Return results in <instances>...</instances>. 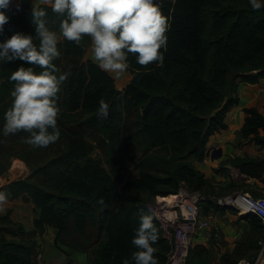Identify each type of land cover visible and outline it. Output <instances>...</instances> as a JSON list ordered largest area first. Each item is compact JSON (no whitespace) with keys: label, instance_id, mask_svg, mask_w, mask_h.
I'll list each match as a JSON object with an SVG mask.
<instances>
[{"label":"trees","instance_id":"trees-1","mask_svg":"<svg viewBox=\"0 0 264 264\" xmlns=\"http://www.w3.org/2000/svg\"><path fill=\"white\" fill-rule=\"evenodd\" d=\"M156 2L170 25L167 49H160L164 62L141 65L130 53L127 70L133 77L123 89L86 56L90 37L85 35L79 44L64 37L58 40L60 56L54 63L68 75L58 93L61 135L55 143L70 140L68 149L39 167L35 182L25 178L0 187L10 194L7 200L34 204L39 215L34 223L40 233L53 227L66 245L84 249L97 245L92 264H122V258L135 250L131 238L141 211H148L143 192L153 201L156 196L176 193L181 183L193 190L205 188V175L194 161L206 156L210 137L227 128V114L239 101L233 96L239 84L257 83L264 77V7L253 10L248 0ZM37 6L46 9L47 27L60 32L64 17L52 11L51 3ZM32 7L3 9L10 19L0 40L22 32L32 35L39 45ZM21 65L41 70L19 59L0 63V130L13 100L10 92L15 81L8 77ZM100 98L109 105L106 119L97 113ZM244 111L242 137L264 148V115L255 108ZM28 135L23 130L7 136L0 132V175L7 172L13 158L28 162L39 154L38 147L27 142ZM90 138L104 161L91 157L92 145L86 140ZM55 143L39 147L40 152L51 150ZM25 150L29 157L23 154ZM229 162L243 174L264 168L249 158ZM130 165L139 176L120 191L119 172ZM241 218L264 231L255 215ZM154 224L158 229L154 255L159 264H165L169 245L155 218ZM13 228L12 222L0 218V264H36L33 244L8 238L19 233ZM79 237L88 238L89 245ZM248 241L245 251L256 250L252 259L258 242L249 249ZM206 255L205 247H195L190 255L194 261L189 264H207ZM239 260L223 256L220 264Z\"/></svg>","mask_w":264,"mask_h":264},{"label":"clouds","instance_id":"clouds-1","mask_svg":"<svg viewBox=\"0 0 264 264\" xmlns=\"http://www.w3.org/2000/svg\"><path fill=\"white\" fill-rule=\"evenodd\" d=\"M248 2L253 10L264 7V0ZM12 3L13 0H0V34L10 19L3 9ZM50 3L52 11L64 17L59 26L62 36L77 44L85 35L90 37L93 59L115 77H121L129 68L130 53L135 54L138 64H163L164 51L160 49H167L166 32L170 25L156 0H50ZM45 17L46 9L36 6L33 0L32 22L39 45L33 42L32 35L22 32L0 40V63L19 59L41 69L36 72L33 66L21 65L11 72L8 79L15 81L10 92L13 100L4 113L0 130L4 136L23 130L29 134L27 142L35 147L55 143L61 135L57 126L58 93L68 75L59 72L54 63L60 56L58 36L47 27ZM98 104L99 117L106 119L108 103L100 98ZM9 195L0 191V207ZM157 239L151 209L142 210L131 238L135 250L130 257L122 258V264H158L153 246Z\"/></svg>","mask_w":264,"mask_h":264},{"label":"crops","instance_id":"crops-1","mask_svg":"<svg viewBox=\"0 0 264 264\" xmlns=\"http://www.w3.org/2000/svg\"><path fill=\"white\" fill-rule=\"evenodd\" d=\"M23 2L33 6V0ZM35 2L36 6L41 3H50L48 0H35ZM131 75L130 73L128 78L122 75L121 82L113 75L112 77L115 79L117 88H122L132 79L133 75L132 77ZM233 96L239 101L227 114V128L211 136L207 145V151L221 149V156L212 159L206 155L202 160L194 161L196 168L205 175L204 190H208L209 193L203 203V215L213 216L211 226L212 224L217 225V233L212 235L210 229L201 231L194 240L193 249L197 246L205 247L207 249L206 262L209 264L220 263L223 256L236 257L237 260L243 259L251 252L244 249L251 232L247 222L242 218L237 219L226 209L214 207L215 196L226 193L223 197H227L240 191L257 196V193L264 192V168L257 170L255 174H243L239 169L228 165L231 159L249 158L261 163L264 167V148L244 139L241 134L246 108H255L264 115V77L257 83L241 82ZM220 198L222 197H218ZM214 208L215 210H212ZM240 255L243 257L241 258Z\"/></svg>","mask_w":264,"mask_h":264},{"label":"rangeland","instance_id":"rangeland-1","mask_svg":"<svg viewBox=\"0 0 264 264\" xmlns=\"http://www.w3.org/2000/svg\"><path fill=\"white\" fill-rule=\"evenodd\" d=\"M23 1L24 0H13V4L16 6L17 3L19 2L24 3ZM56 33L58 36V40H62L63 39L62 34L59 31H56ZM86 56L89 58L91 57L93 58L91 51V40L87 44ZM112 75L113 77H115L114 74ZM123 75H125L126 78H128L130 77V72L126 70V72ZM115 78L116 80L120 79V77H115ZM119 81L121 82V79ZM125 86L122 88L119 86L118 87L119 89H123L125 88ZM86 140L92 145V150L90 152L91 157H93L94 159L104 161V156L101 150L99 149V147L97 146V144L95 143V141L91 138ZM69 142L70 140L58 141L53 145L54 147L51 150H44L43 152H40L38 147L39 154L35 158L30 159L28 162L19 158H13L10 162L7 172H5L3 175H0V187L18 179L29 178L30 181L35 182L38 178L34 177V172L37 169H39V167L44 165V163L47 162L50 158L55 157L60 151L67 150ZM43 148L44 147H40V149ZM28 153L29 150H25V152H23V154L26 156H28ZM14 164L20 165V168L16 171V173L11 172V167H13ZM231 164L232 163L230 162L228 163V165ZM138 176H139V172L134 165L126 166L122 170H120L119 178H118L120 191H124V187L127 185V183L138 178ZM201 193L205 198H208L207 197L209 196L208 190L203 189ZM225 194L215 196L216 202L215 201L213 202L214 207L216 206L218 207L217 209H221L220 206L218 205V197H223L225 196ZM171 195L168 196L159 195V196L169 197ZM257 196L264 197V192L257 193ZM142 197L145 199V201H147V205L150 204V202L152 201L151 200L152 196H150L147 192H143ZM212 210H215V208ZM226 210H228L230 214H234L237 217V219H241V217H244L242 215H239V213L233 208ZM38 216H39L38 210L35 208L34 204H32V202H26L23 199L7 200L3 204V206L0 207V218L4 217L5 219L12 222L14 226L13 229L19 231L17 235L15 236L9 235L8 238L15 240H23L29 242L30 244H33L34 245L33 259L36 264H92L93 250L96 249L97 245H93L92 248L88 247V249L71 247L69 245H66L63 243L62 240L63 237H59L58 231L53 227H46L45 230L42 233H40L36 229L34 223L35 219H37ZM245 221L247 222V225L251 229V232L247 237V240L251 241V244L249 246L250 249L253 248V246L255 247L257 246L258 240L264 236V231L256 230L252 226L250 220L245 219ZM216 226L217 225L212 224V226H210L209 228L210 229L209 231L212 233V235H215L217 233ZM80 241H82V243H84L85 245H89L88 243H86L88 242V238H81ZM254 250L255 249L250 250L251 252H249L248 255L243 259H250V255L254 252ZM190 260L193 262L194 257H190ZM212 264H220V263H212Z\"/></svg>","mask_w":264,"mask_h":264},{"label":"built area","instance_id":"built-area-1","mask_svg":"<svg viewBox=\"0 0 264 264\" xmlns=\"http://www.w3.org/2000/svg\"><path fill=\"white\" fill-rule=\"evenodd\" d=\"M205 200L201 191L181 183L175 194L169 197L156 196L147 205L169 245L166 264H189L195 238L201 231L210 228L213 219L212 215H203ZM218 205L220 208H233L242 216L255 215L264 226L262 196L240 191L218 199ZM237 264H264V236L258 240L256 255L252 259H241Z\"/></svg>","mask_w":264,"mask_h":264},{"label":"water","instance_id":"water-1","mask_svg":"<svg viewBox=\"0 0 264 264\" xmlns=\"http://www.w3.org/2000/svg\"><path fill=\"white\" fill-rule=\"evenodd\" d=\"M17 4H19V7L13 5V3L10 4L9 7L10 8H16V9H19V8L28 9L30 7V5L27 4V3H21V2H19ZM221 153H222V150L221 149H210V150L207 151L206 155L207 156H210L212 159H217L218 157L221 156Z\"/></svg>","mask_w":264,"mask_h":264},{"label":"bare ground","instance_id":"bare-ground-1","mask_svg":"<svg viewBox=\"0 0 264 264\" xmlns=\"http://www.w3.org/2000/svg\"><path fill=\"white\" fill-rule=\"evenodd\" d=\"M20 168L19 164H14L13 167H11V172L16 173V171ZM245 216V214H243Z\"/></svg>","mask_w":264,"mask_h":264}]
</instances>
